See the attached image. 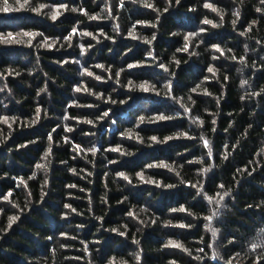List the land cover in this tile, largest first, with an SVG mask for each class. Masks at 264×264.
Listing matches in <instances>:
<instances>
[{
	"label": "trees",
	"instance_id": "16d2710c",
	"mask_svg": "<svg viewBox=\"0 0 264 264\" xmlns=\"http://www.w3.org/2000/svg\"><path fill=\"white\" fill-rule=\"evenodd\" d=\"M7 2L0 264H264V2Z\"/></svg>",
	"mask_w": 264,
	"mask_h": 264
},
{
	"label": "snow or ice",
	"instance_id": "6c2138e0",
	"mask_svg": "<svg viewBox=\"0 0 264 264\" xmlns=\"http://www.w3.org/2000/svg\"><path fill=\"white\" fill-rule=\"evenodd\" d=\"M178 2H179V0H177V3H178ZM262 2H264V0H262ZM16 3H17V4H20V7L23 8V7H25V6L29 3V0H23V3H21L20 0H16ZM145 6H146V7H152V5H151V4H148V3H146ZM43 7H45V6H44V5H41L39 8H33L32 10H33V11H36V12H39ZM205 7H206V8H212V5H210V4H205ZM13 10H15V11H19L20 9H19V8H16V9L11 8V7L8 5L7 0H4V5H3L2 8H0V11H3V12H9V11H13ZM212 10H213V11H216L215 8H212ZM235 14L238 15V13H235ZM59 15H60V10H59V9H54V10L52 11L51 18H52L53 20H55V19H57V17H58ZM93 18H94V17H93ZM204 23H211V21H209V20H205ZM214 26H215V25H214ZM86 34H87V33H86ZM23 35H25V36H34V35H36V34H33V33H23ZM133 38H135V37H133ZM13 40H15V37H13L11 33H9L7 36L0 35V42L8 43V42H12ZM48 46L50 47L51 45H48ZM186 47H187V46H186ZM216 50H217V51H220V49H218V48H217ZM209 71H212V69H209ZM88 74L91 75V73H88ZM97 79H99V77H97ZM242 83H247V82L244 81V82H242ZM140 87H141L144 91H147V90H148V87H147L146 85H140ZM169 87H170V85H169ZM76 90H77V91H80V89H76ZM38 111H39V110H38ZM105 115H107V113H105ZM160 119H166V118L162 116V117H160ZM4 122L7 123V118H5ZM169 139H171V137H169ZM152 140H153V141H156V137H152ZM157 142H159V141H157ZM205 145L207 146V141H205ZM112 150H113V151H119V149H112ZM91 151L93 152V154H95L96 149L93 148ZM153 166H158V167H168L167 165H150V167H153ZM41 167H43V166L41 165ZM205 171H207V169H205ZM121 175L123 176V174H121ZM123 178L126 179V180L128 179L127 176H123ZM141 179H143L142 174H141ZM148 182L151 183V181H148ZM227 195H228V193H224L223 195H221V196L219 197V199H217V200L214 201V203L217 205V210H216V211H213L211 216L206 217V219L209 220V228H210V229H211V220H212L213 217H215V216L218 214L219 206L221 205V202L223 201L224 196H227ZM210 202H211V201H210ZM66 207H67V206H66ZM17 219H18V217H16V216L10 217V218H9V227H11L12 223H14ZM211 230H212V234H213V236H215V234H216V230H215V229H211ZM166 246H169V247H182L181 245H179V244L176 243L175 241H169V242H168V245H166ZM255 247H256V246L254 245V246H253V249H255ZM213 258H215V257H213Z\"/></svg>",
	"mask_w": 264,
	"mask_h": 264
},
{
	"label": "rangeland",
	"instance_id": "374dc122",
	"mask_svg": "<svg viewBox=\"0 0 264 264\" xmlns=\"http://www.w3.org/2000/svg\"><path fill=\"white\" fill-rule=\"evenodd\" d=\"M211 222L213 223V219L211 220ZM212 226V225H211ZM212 228V227H211Z\"/></svg>",
	"mask_w": 264,
	"mask_h": 264
}]
</instances>
